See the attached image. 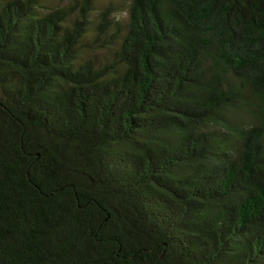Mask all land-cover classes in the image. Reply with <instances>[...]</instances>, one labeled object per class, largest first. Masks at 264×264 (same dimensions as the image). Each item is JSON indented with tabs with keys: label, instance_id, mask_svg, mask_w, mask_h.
Returning <instances> with one entry per match:
<instances>
[{
	"label": "trees",
	"instance_id": "1",
	"mask_svg": "<svg viewBox=\"0 0 264 264\" xmlns=\"http://www.w3.org/2000/svg\"><path fill=\"white\" fill-rule=\"evenodd\" d=\"M121 1L0 0V264H264V0Z\"/></svg>",
	"mask_w": 264,
	"mask_h": 264
},
{
	"label": "rangeland",
	"instance_id": "2",
	"mask_svg": "<svg viewBox=\"0 0 264 264\" xmlns=\"http://www.w3.org/2000/svg\"><path fill=\"white\" fill-rule=\"evenodd\" d=\"M56 3H61L62 5L65 4H71L72 1L74 0H54ZM100 4H109L110 2H114L115 4H122L121 0H99ZM119 11V10H118ZM125 13L121 12V14H119V17L122 18L123 20H125Z\"/></svg>",
	"mask_w": 264,
	"mask_h": 264
}]
</instances>
